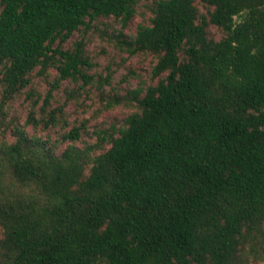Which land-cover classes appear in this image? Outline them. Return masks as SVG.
Returning a JSON list of instances; mask_svg holds the SVG:
<instances>
[{
	"label": "trees",
	"instance_id": "trees-1",
	"mask_svg": "<svg viewBox=\"0 0 264 264\" xmlns=\"http://www.w3.org/2000/svg\"><path fill=\"white\" fill-rule=\"evenodd\" d=\"M139 1L0 0V264H264V0H156L127 36ZM110 18L154 82L109 98L135 108L121 127L80 147L75 126L60 150L26 126L68 124L53 90L93 81L87 34ZM51 68L41 108L8 119Z\"/></svg>",
	"mask_w": 264,
	"mask_h": 264
},
{
	"label": "rangeland",
	"instance_id": "rangeland-1",
	"mask_svg": "<svg viewBox=\"0 0 264 264\" xmlns=\"http://www.w3.org/2000/svg\"><path fill=\"white\" fill-rule=\"evenodd\" d=\"M156 0H140L138 13L130 25L123 29L125 35L135 36L141 26L151 23L153 16L151 7ZM122 30V25L114 18L102 19L94 23V27L87 34V53L93 66L88 74L94 77L93 81L86 84L79 80L69 79L61 83L60 87L53 90L50 109L65 105V122L54 128L26 126L30 134H36L42 138H50L64 150L69 142H64L62 137L75 126L85 124L82 138L78 142L80 147L86 143L97 141L96 132L99 130L121 127L125 119L135 111L133 106H118L107 108L109 98L115 94L124 95L128 90L135 89L141 84H151L152 69L156 64L154 56L150 54H138L130 56L115 39V35ZM218 39L222 32L217 28L211 29ZM82 33H76L66 43V48H71L74 43L81 40ZM59 76L56 68H51L47 75L34 72L33 83L18 95L7 107L8 119H13L19 126H25L32 104L38 101L37 109L44 104L52 85ZM111 77L110 84H105V78ZM102 82V83H99ZM100 84H105L100 87ZM1 99V94H0ZM38 119L40 114L36 115ZM9 130V135L11 134ZM11 139L12 136H10ZM1 236V231H0Z\"/></svg>",
	"mask_w": 264,
	"mask_h": 264
}]
</instances>
